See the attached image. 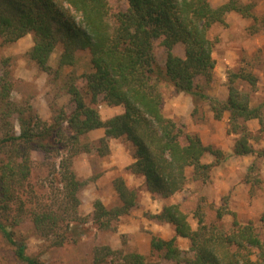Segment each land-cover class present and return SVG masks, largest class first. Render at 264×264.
Returning a JSON list of instances; mask_svg holds the SVG:
<instances>
[{"label": "trees", "instance_id": "obj_1", "mask_svg": "<svg viewBox=\"0 0 264 264\" xmlns=\"http://www.w3.org/2000/svg\"><path fill=\"white\" fill-rule=\"evenodd\" d=\"M126 1L127 8L112 15L107 0H0V47L31 34L33 45L27 55L39 69L50 73L72 66L81 50L89 53L91 65L89 72L68 76L66 91L73 108L54 110L50 121L38 117L29 103L10 100L12 83L5 78L7 72L0 74V236L23 264H44L27 253L26 243L13 230L20 214L29 210L23 195L28 186L32 191L31 150L55 152L59 158L57 164L51 162V173L61 186L60 191L56 188L54 206L28 212L35 232L54 247L67 240L77 241L82 234L78 225L86 219L74 213L80 204L78 192L85 184L71 167L74 156L87 151L79 135L103 128L101 144L107 145L111 139L127 140L133 147L134 161L126 169L142 175L146 189L161 198L185 187L188 167H192L193 178L205 179L210 167L222 160L221 150L203 144L195 134L183 135L176 122L163 114L159 89L163 81L178 92L208 99L216 118L227 111L231 131L241 133L234 153L253 152L242 123L259 118V108L250 107L246 95L232 85L221 102L205 96L196 83L199 77L210 80L215 65L210 27L223 23L224 15L232 10L251 16L249 7L236 0L217 7L209 0ZM58 45L62 50L52 68L48 60ZM160 55L163 66L157 61ZM235 78L252 86L256 82L250 72L231 73L229 80ZM84 96L90 97L89 103ZM98 97L108 105H121L123 112L103 120L96 105ZM60 149L65 150L63 155ZM206 153L213 156L211 164L201 161ZM112 184L119 203L107 208L96 200L90 214L103 229L112 227L137 203L136 191L121 177ZM70 210L74 214L68 220ZM153 217L174 230L167 239L151 237V252L157 253L160 264H264V241L250 222L234 220L230 230L223 231L197 218L196 227H192L176 203L163 205ZM177 237L187 238L189 247L181 249ZM118 252L101 247L88 264H146V257L138 251ZM108 256L112 258L105 262Z\"/></svg>", "mask_w": 264, "mask_h": 264}, {"label": "rangeland", "instance_id": "obj_2", "mask_svg": "<svg viewBox=\"0 0 264 264\" xmlns=\"http://www.w3.org/2000/svg\"><path fill=\"white\" fill-rule=\"evenodd\" d=\"M107 1L112 15L127 8L126 0ZM227 1L209 0L212 7ZM236 1L248 6L251 16L232 10L224 15L223 23H214L210 27L215 65L210 80L199 77L196 83L197 89L205 96L221 102L227 99L229 86L232 85L246 95L250 107L259 108V118L242 123L253 152L243 155L234 153L241 133L231 131L227 111L216 118L208 99L178 92L171 84L163 81L159 85L163 96V114L176 122L183 135L195 134L203 144L221 150L222 160L210 167L205 179L193 178L192 167H188L185 187L168 198L151 194L146 189L144 177L125 168L123 174L117 177H121L129 188L136 191L137 203L129 213L113 222L112 227L103 229L92 220L90 214L96 200H100L107 208L119 203L112 184L116 177L105 185H95L96 188H93V181L103 173V167L109 165L110 141L107 145L100 143L103 128L79 135V141L86 146L87 151L74 156L71 167L78 179L85 184L78 192L80 204L74 213L86 219L78 225L82 234L77 236V241L67 240L62 246L54 247L35 232L28 212L44 206H54V196L58 195L56 188L59 187L60 191L61 186H57L51 173V162L57 164L59 158L55 152L45 153L40 149H33L30 151L32 168L29 177L32 191L28 186L23 195L29 210L20 214L18 225L13 227L16 237L26 243L29 255L36 256L44 264H88L101 247L108 246L111 250L122 253L138 251L146 257V264H160L157 253L148 250L145 242L151 234V223H157L163 228L158 235L154 234L157 237L168 238L171 230L174 232L172 225L153 217L161 211L163 205L171 203L178 204L187 214L192 227H196L197 218H201L206 225H217L223 231L230 230L234 220L240 224L250 222L264 241V0ZM32 45V35L26 34L8 46L0 47V74L7 72L5 78L12 83L10 100L29 103L38 117L50 121L55 115L54 110L62 108L70 111L73 108L66 91L68 76L89 72L90 57L86 50L77 51L74 65L57 71L52 69L48 73L39 69L28 58L27 52ZM61 50L62 47L58 45L51 53L48 63L52 68L56 67ZM157 61L163 66V55L158 56ZM233 72L252 73L256 76L255 85L252 86L241 78L231 79V82L229 78ZM84 100L89 103L90 97L84 96ZM96 105L103 120L124 110L121 105L106 104L100 97ZM13 130L16 133L19 131L16 121ZM112 142L116 150L120 144V148L132 156L133 147L127 140L118 138ZM64 152L65 150L60 149L59 154L63 155ZM201 161L211 164L213 156L206 153ZM74 213L69 211L70 216ZM67 218L71 220L73 216ZM136 232L142 235L138 237ZM178 245L185 250L189 247V240L186 238L178 241ZM111 258L108 256L105 262ZM0 264H23L14 257L1 236Z\"/></svg>", "mask_w": 264, "mask_h": 264}, {"label": "crops", "instance_id": "obj_3", "mask_svg": "<svg viewBox=\"0 0 264 264\" xmlns=\"http://www.w3.org/2000/svg\"><path fill=\"white\" fill-rule=\"evenodd\" d=\"M95 130L100 131V128H97ZM101 133L104 134L103 129ZM112 140L114 139L110 140V145H109V149L111 150V155L109 156V159H108L109 165L107 167L106 166L103 167L104 169L103 173H101V175H99V177H97V179L93 181L94 189L96 188L95 185L97 186L105 185L106 183L110 182L113 178L123 174V171L125 170V168L134 161V158L131 155L127 154L122 148H120V144L118 146V149L116 150V146L115 144H112L113 143ZM149 225L151 226V229H150L151 234L149 235L147 241L145 242V246H147L148 250L151 249L150 241H151L152 235L154 234L158 235L160 229H163L161 228L162 226L158 225L157 223H151ZM135 234L138 237L142 235L140 232H136ZM160 235H163V234L160 233ZM173 235H174V232L171 230V233H169L168 238ZM163 238L167 239V237L165 236ZM183 239H186V238L177 237V241H182Z\"/></svg>", "mask_w": 264, "mask_h": 264}]
</instances>
